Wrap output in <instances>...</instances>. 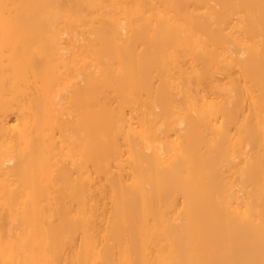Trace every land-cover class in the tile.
I'll use <instances>...</instances> for the list:
<instances>
[{"label": "bare ground", "instance_id": "obj_1", "mask_svg": "<svg viewBox=\"0 0 264 264\" xmlns=\"http://www.w3.org/2000/svg\"><path fill=\"white\" fill-rule=\"evenodd\" d=\"M0 264H264V0H0Z\"/></svg>", "mask_w": 264, "mask_h": 264}]
</instances>
